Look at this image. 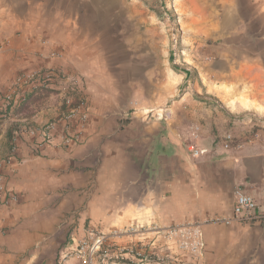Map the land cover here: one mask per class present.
Returning <instances> with one entry per match:
<instances>
[{"label":"crops","instance_id":"0c3cea01","mask_svg":"<svg viewBox=\"0 0 264 264\" xmlns=\"http://www.w3.org/2000/svg\"><path fill=\"white\" fill-rule=\"evenodd\" d=\"M181 2L206 46L203 86L180 96L163 134L159 118L146 121L137 111L123 120L126 85L112 64L121 51L76 32L87 23L74 10L84 0H0V92L22 88L18 77L30 71L50 81L34 83L35 95L75 80L85 100L77 111L88 116L73 125L83 137L68 149L61 128L51 144L38 145V134L15 139L2 172L18 199L0 207V264H79L75 250L92 229L108 235L95 264L137 263V253L148 264H174L175 255L192 264H264V217L214 221L232 216L240 192L264 213V0ZM44 108L29 117L34 128L62 114ZM19 116L11 122L27 121ZM213 123L227 129L211 133ZM196 126L200 135L191 137ZM190 144L209 152L192 157ZM194 224L204 237L195 260L179 249ZM131 225L144 230L126 233Z\"/></svg>","mask_w":264,"mask_h":264},{"label":"rangeland","instance_id":"374dc122","mask_svg":"<svg viewBox=\"0 0 264 264\" xmlns=\"http://www.w3.org/2000/svg\"><path fill=\"white\" fill-rule=\"evenodd\" d=\"M84 1L81 6L76 4L78 8L74 10L82 12L87 23L85 29L76 32L106 43L112 42L121 51V54L118 52L115 58L112 57V64L115 70L122 73L117 76L119 83L124 81L126 85L122 102L130 108L126 111L127 118L123 120L127 123L131 113L139 111L146 121L159 118L163 125L161 133L166 134L167 124L171 125L175 116L173 106L180 96L192 86H203L199 78V71L203 69L199 54L206 46L203 36L193 30L194 22L188 4L180 6L178 0ZM200 12H204V7H200ZM44 79L39 76L38 79H27L21 83L22 88L20 82L11 87L26 91L28 100L20 112L0 116V162L12 152L15 139L32 135L36 137L45 124L77 111L78 106L85 101L75 80L68 81L64 89H49L51 95H35L32 85L50 82H43ZM193 96L198 105L206 101L215 112H222L219 103L213 99ZM35 107H45L51 112L61 111L62 114L34 128L28 120ZM159 109L162 111L159 112ZM20 114H24L27 121L11 122L15 116L20 119ZM3 120L8 121L6 126ZM225 128V125L213 123L206 129L218 134ZM193 131L191 137L200 135L198 126Z\"/></svg>","mask_w":264,"mask_h":264},{"label":"built area","instance_id":"2783aa9c","mask_svg":"<svg viewBox=\"0 0 264 264\" xmlns=\"http://www.w3.org/2000/svg\"><path fill=\"white\" fill-rule=\"evenodd\" d=\"M39 76V71H30L21 74L18 79L25 82L27 79H38ZM26 98L27 92L16 88H10L7 91L0 92V116L14 112L15 109H17ZM87 117L88 116L83 113L72 111L56 121L45 124L38 131V137L40 138L38 145L53 143L59 128H61L62 132L60 133V145L68 149L70 146L80 141L83 137L82 130L80 128L74 130L73 125L75 122H81L80 124H82V126L85 125L87 122ZM12 151H15V146ZM187 152L192 157H199L206 155L209 152V149L190 144L187 147ZM4 165L5 163L1 161L0 207L18 199L17 195L8 192L6 189L5 177L2 172ZM260 197L262 204L264 205V184L260 191ZM259 206V202L252 195L240 192L236 195L232 216L227 218H215L214 221H223L226 223H249L254 220L261 219L264 217V213L258 212ZM140 230H144V228L136 225H131L125 228L126 233H136ZM175 232L176 230H173L170 233L171 237L169 238H172ZM182 233V236L185 237V241L181 242L179 249L190 255V257H193L192 259H197L202 254L204 248V237L201 226L194 224ZM107 240L108 235L102 230H89L87 235L78 242L77 248L75 250V254H77L80 259L79 264H95L96 256L100 253ZM136 256L139 258V262L131 264H148V260L146 259L145 255L137 253ZM173 260L174 264H192V262L188 263L186 260L181 259L177 255L174 256Z\"/></svg>","mask_w":264,"mask_h":264},{"label":"trees","instance_id":"16d2710c","mask_svg":"<svg viewBox=\"0 0 264 264\" xmlns=\"http://www.w3.org/2000/svg\"><path fill=\"white\" fill-rule=\"evenodd\" d=\"M28 97L25 99V101L17 108L14 112H20L21 109H23L24 105L27 103Z\"/></svg>","mask_w":264,"mask_h":264},{"label":"bare ground","instance_id":"6f19581e","mask_svg":"<svg viewBox=\"0 0 264 264\" xmlns=\"http://www.w3.org/2000/svg\"><path fill=\"white\" fill-rule=\"evenodd\" d=\"M181 3H182V2H181V0H178V4H180V5H181ZM161 111H162V110L160 109V112H161Z\"/></svg>","mask_w":264,"mask_h":264}]
</instances>
